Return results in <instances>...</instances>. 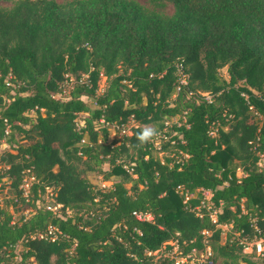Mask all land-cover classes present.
Returning a JSON list of instances; mask_svg holds the SVG:
<instances>
[{"label": "trees", "instance_id": "obj_1", "mask_svg": "<svg viewBox=\"0 0 264 264\" xmlns=\"http://www.w3.org/2000/svg\"><path fill=\"white\" fill-rule=\"evenodd\" d=\"M148 1L0 0V264L261 263L264 0Z\"/></svg>", "mask_w": 264, "mask_h": 264}, {"label": "built area", "instance_id": "obj_2", "mask_svg": "<svg viewBox=\"0 0 264 264\" xmlns=\"http://www.w3.org/2000/svg\"><path fill=\"white\" fill-rule=\"evenodd\" d=\"M179 74V82L180 84H185L186 83V75L180 70L178 72ZM10 77H7L6 79L8 80ZM177 91H179V88L177 89ZM204 96L207 98V100H209V96L207 94H204ZM102 188H105V186L102 185ZM23 189L26 191L27 193V189H28V183L25 180V183L23 185ZM180 194H183L184 196V201L183 203H186L188 201V199L192 196L189 195L188 193H183L182 190H178ZM210 195L208 192L204 191L203 192V197H204V201L205 204H203L204 207L206 208H210L212 206V204L210 203V198L207 199L206 195ZM59 205L56 206H52L49 207L48 209L55 211L59 208ZM215 214L216 211H214L211 215L210 218L212 219V222L215 223L216 219H215ZM134 218L139 221V222H147V223H153L154 222V218L152 216L151 213L148 212H135L133 213ZM226 226V225H225ZM221 227V226H218ZM222 229V228H221ZM205 235H209L208 232H204ZM243 252L250 254V253H254L257 259H262L260 264H264V238L262 239H257L252 243H248L246 241H244V248H243ZM210 249L206 248L205 253L198 257L195 253V251H193L190 255H187L185 257H180L181 260L180 262H178L177 264H211L208 261V258L210 256ZM148 255H151V253H148ZM155 255V253H154Z\"/></svg>", "mask_w": 264, "mask_h": 264}, {"label": "rangeland", "instance_id": "obj_3", "mask_svg": "<svg viewBox=\"0 0 264 264\" xmlns=\"http://www.w3.org/2000/svg\"><path fill=\"white\" fill-rule=\"evenodd\" d=\"M54 1H56V2H58V3H62V2H65V1H69V0H54ZM135 1H136L140 6H142L144 9H148V10L153 9V5H152L148 0H135ZM0 7H1V8H8V7H10V4H9V3H3V2H0ZM158 11L161 12V13H163V14H165V15H171V14L173 13V6H172L171 4H166L165 7H164L163 9H158ZM221 76H223L224 78H227L226 70H225V69H223V70L221 71ZM105 86H106L105 78H101V79H100V82H99V89H98L99 92H98V93L103 92V90L105 89ZM66 94H68V91L65 92V95H64V94H63V95H57L56 98H61V99H63L64 97L67 96ZM84 100H85L86 103L89 105V107H91V108L93 107V104H92V102H91L90 100L85 99V98H84ZM82 117H83V116H81V117L79 118V121L82 120ZM174 121H175V120H174ZM128 125H129V126H132L131 123L128 124ZM153 127L157 129L156 126H153ZM126 133L129 134L128 131H127ZM119 137H120V134L117 133V131H116L115 129L110 128V129H109V136H108L107 143H111L112 141L117 140ZM156 142H158V141L156 140ZM171 154H172L171 152L166 153V155H168V156L171 155ZM155 155H156V154H155ZM157 155H158V157H163V153H158ZM103 169H104V170H108V165H103ZM242 175H243V174H242L241 170L238 169L237 172H236V176H237L238 178H241ZM102 178H103L102 175L97 174V173H90V174H89V180H90V182H91L95 187H102V185L105 186V187H109V186L111 185V183H110V182H104ZM26 181H27V182H30V179H27V178H26ZM7 187H8V185H5V188L3 189L2 193H1L3 196L6 195V197H8V195H7ZM127 187H129V186H127ZM205 195H206L207 199H208V198H211V195H207V194H205ZM44 196H45L44 198L47 197L46 195H44ZM68 214H71V213H68ZM231 227H232V225L228 224V225H226V226H221V227H219V228H222L224 232H227V231H229V230L231 229ZM224 234H225V233H224ZM224 238H225V236L223 235V237H222V239H221V242L224 241ZM167 244H168V245H173V242H168ZM163 249H164V246H163L162 250H163ZM174 251H175V249H174ZM155 254H156V253H155ZM172 254H173V257H174V259H175V264H177L178 262H180L181 258L175 256V255H174V252H172ZM216 264H222V261H221V260H218Z\"/></svg>", "mask_w": 264, "mask_h": 264}, {"label": "clouds", "instance_id": "obj_4", "mask_svg": "<svg viewBox=\"0 0 264 264\" xmlns=\"http://www.w3.org/2000/svg\"><path fill=\"white\" fill-rule=\"evenodd\" d=\"M159 136L160 132L156 128H154L151 124H145L136 133V147L138 149H142L150 143H155Z\"/></svg>", "mask_w": 264, "mask_h": 264}]
</instances>
